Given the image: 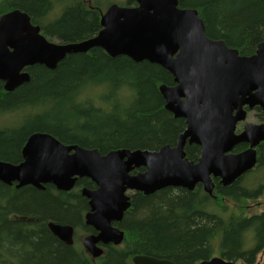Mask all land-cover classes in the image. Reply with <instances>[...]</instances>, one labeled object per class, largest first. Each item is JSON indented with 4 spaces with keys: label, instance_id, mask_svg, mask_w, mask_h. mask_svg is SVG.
Instances as JSON below:
<instances>
[{
    "label": "trees",
    "instance_id": "trees-1",
    "mask_svg": "<svg viewBox=\"0 0 264 264\" xmlns=\"http://www.w3.org/2000/svg\"><path fill=\"white\" fill-rule=\"evenodd\" d=\"M176 1L178 8L197 12L208 39L223 41L240 56L253 55L264 43V0ZM113 2L0 0V15L19 10L49 41L76 43L98 33L100 15ZM25 71L29 82L10 93L0 82V161L18 163L25 139L34 132L104 155L119 149L174 147L184 130V121L164 109L158 87L174 83L156 64L111 57L93 48L66 55L53 70L34 65ZM254 112L258 122L264 121L258 108ZM245 148L238 145L234 152ZM184 149L185 157L196 162L199 148ZM254 172L263 176L247 179ZM213 183V200L200 185L191 192L165 188L148 196L134 193L117 225L124 231L122 243L105 246L98 259L79 246L61 243L47 228L52 223L74 227L75 236L93 233L83 225L87 206L78 194L57 193L51 185L17 190L0 183V264H132L136 255L173 264H199L212 257L259 264V254L264 264V208L250 213L249 205L264 195V143L254 170L229 186L217 179ZM90 185L88 180L77 184Z\"/></svg>",
    "mask_w": 264,
    "mask_h": 264
},
{
    "label": "water",
    "instance_id": "water-1",
    "mask_svg": "<svg viewBox=\"0 0 264 264\" xmlns=\"http://www.w3.org/2000/svg\"><path fill=\"white\" fill-rule=\"evenodd\" d=\"M136 7L110 5L100 18L99 32L76 43L47 42L28 16L13 10L0 16V82L10 93L29 82L23 70L42 65L49 70L69 54L99 48L111 57L125 56L135 63L148 62L168 71L173 86L160 85L164 109L183 119L185 129L174 147L158 150L119 149L101 155L97 149L66 146L51 135L32 134L22 148V161H0V183L59 192L71 190L79 179H89L93 189L82 188L89 212L85 225L98 232L83 239L94 258L109 244L118 245L123 231L112 227L130 206L129 192L152 195L165 188L193 191L201 185L211 194L212 180L229 186L257 164L256 148L264 143V121L245 124L235 134L247 110L264 115V43L251 56H240L223 41L207 38L203 22L192 9H180L176 0H134ZM200 149L196 162L185 158V144ZM239 144L248 148L234 153ZM73 152V153H71ZM143 168L144 172L130 174ZM49 232L65 245L73 243L69 225L47 224ZM133 264H173L145 255ZM200 264H234L212 258Z\"/></svg>",
    "mask_w": 264,
    "mask_h": 264
},
{
    "label": "rangeland",
    "instance_id": "rangeland-1",
    "mask_svg": "<svg viewBox=\"0 0 264 264\" xmlns=\"http://www.w3.org/2000/svg\"><path fill=\"white\" fill-rule=\"evenodd\" d=\"M114 2L113 3H119V4H123L126 0H113ZM57 9V8H56ZM55 9V10H56ZM58 13H59V11H58ZM58 13H57V15H58ZM100 89H102V87H100ZM2 121H4V118H2L1 119ZM258 120H257V118L255 117V113H249L248 115H247V119H246V121L245 122H243L242 124H245V123H255V122H257ZM256 172V171H255ZM253 173V174H251V175H249L248 177H247V179L249 178V179H256V178H261V176H263V173ZM203 190V189H202ZM130 194H132V193H130ZM208 196H209V198L211 199V200H213L210 196H212V193L211 194H208ZM249 205L250 206H252V208L250 209V213L251 212H259V211H261V210H263V208H264V195L261 197V198H259V199H257V203H256V205L254 204V203H252V202H250L249 203ZM77 238V239H76ZM81 240H82V237L80 236V233H78L76 236H75V238H74V241H73V245H76V246H79L80 248H82V246H81ZM76 249H79L78 247H76ZM262 257H263V255L262 254H259L258 255V257H257V262L259 263V264H262L263 263V259H262Z\"/></svg>",
    "mask_w": 264,
    "mask_h": 264
},
{
    "label": "flooded vegetation",
    "instance_id": "flooded-vegetation-1",
    "mask_svg": "<svg viewBox=\"0 0 264 264\" xmlns=\"http://www.w3.org/2000/svg\"><path fill=\"white\" fill-rule=\"evenodd\" d=\"M253 112V110L252 111H249L248 113H252ZM254 113V112H253ZM184 121V120H183ZM184 128H185V122H184ZM35 133H37V132H34V133H31V134H29L28 136H27V138L25 139V141H24V143H23V146H22V148L24 147V145H25V143H26V141H27V139L32 135V134H35ZM64 144V143H63ZM64 145H66V146H78V147H81V146H79V145H76V144H64ZM186 145H188L187 143L185 144V146ZM188 146H191V145H188ZM22 148H21V151H22ZM81 148H83V147H81ZM185 148V147H184ZM258 148H259V146L257 147V151H258ZM85 149V148H84ZM185 150V149H184ZM21 151H20V161L19 162H21L22 161V155H21ZM71 153H73V152H71ZM18 162V163H19ZM79 180H88L90 183H91V185L90 186H84V188H89V189H93L94 188V185H93V183L89 180V179H85V178H83V179H79ZM78 180V181H79ZM78 181L76 182V184L74 185V187H73V189H71L70 191H68V192H64V193H71V192H74L75 194H78V196L79 197H81L82 199H84V201H85V204H86V206H87V208H86V210L83 212V218H82V220H83V225L85 226V221H84V217H85V215L89 212V207H88V204H87V199H85L84 197H82L81 196V189H82V187L83 186H77V184H78ZM80 183L81 184H83L81 181H80ZM12 187H15V184H12L11 185ZM11 186H8V187H11ZM52 186V185H51ZM54 187V186H53ZM32 188V187H31ZM16 189V188H15ZM33 189H35V188H33ZM18 190V189H17ZM57 193H58V191L57 190H55ZM117 223H113L112 224V226L113 227H117V225H116ZM73 228V230H74V235H75V231H76V229L74 228V227H72ZM88 234H90V235H96V233L93 231V233H91V232H89V233H87V234H84L82 231L80 232V236L83 238V237H85L86 235H88ZM57 239V238H56ZM91 257V256H90ZM101 257V256H100ZM99 257V258H100ZM92 258V257H91ZM93 259V258H92ZM98 259V258H97Z\"/></svg>",
    "mask_w": 264,
    "mask_h": 264
},
{
    "label": "bare ground",
    "instance_id": "bare-ground-1",
    "mask_svg": "<svg viewBox=\"0 0 264 264\" xmlns=\"http://www.w3.org/2000/svg\"><path fill=\"white\" fill-rule=\"evenodd\" d=\"M12 187V186H11ZM100 257V256H99ZM99 257H96V258H94V257H92V258H94V259H97V258H99ZM212 258H220V259H222L224 262H231V263H234V264H246V263H244V262H236V261H227V260H225V259H223V258H221V257H212ZM212 258H210L209 260H211ZM132 259V258H131ZM209 260H207V261H209ZM201 262H205V261H201ZM200 262V263H201ZM131 263L133 264V262L131 261ZM199 263V264H200Z\"/></svg>",
    "mask_w": 264,
    "mask_h": 264
}]
</instances>
